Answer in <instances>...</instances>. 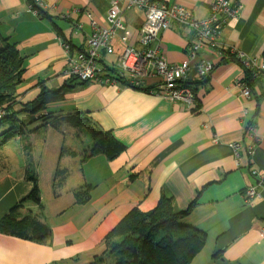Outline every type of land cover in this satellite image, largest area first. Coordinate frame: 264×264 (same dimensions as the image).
Returning <instances> with one entry per match:
<instances>
[{
  "label": "crops",
  "instance_id": "1",
  "mask_svg": "<svg viewBox=\"0 0 264 264\" xmlns=\"http://www.w3.org/2000/svg\"><path fill=\"white\" fill-rule=\"evenodd\" d=\"M48 1L53 5L47 12L52 19L36 15L29 0H0V38L17 43L24 57L17 109L38 98L43 87L59 89L70 77L60 30L77 49L91 33L92 20L108 25L111 0ZM160 1L183 4L195 17L205 18L212 0ZM239 1L243 4L240 16L229 20L222 40L249 56L262 57L264 0ZM75 7L90 8L93 18L86 14L61 16ZM72 19L80 21L82 30ZM122 21L125 29L112 39L114 53L101 56L103 64L116 70L126 45L139 46L145 12L126 10ZM123 35L127 41L122 40ZM160 38L170 63L187 59L193 40L191 29L174 25ZM243 77L244 69L238 63L217 64L209 81L201 84L198 102L191 108L164 99L153 90L95 82L78 85L62 99L48 103L44 109L52 113L51 122L85 112L100 127L110 130L126 150L112 160L98 154L82 161L68 149L59 164L69 162L57 166L53 179L61 184L68 178L76 185L55 195L48 215L46 208L41 211L29 205L50 226V238L36 243L0 232V264L91 263L108 253L106 236L131 210L149 212L158 206L163 194L173 198L178 210L196 201L191 213L180 221L206 232L207 242L190 264H264V189L260 188L259 196L249 203L242 195L246 186L256 182L251 168L264 169V97L260 96L264 79L256 82L247 98L235 85ZM157 81L148 78L144 86L154 87ZM34 125L32 136L39 132L37 127L52 124L37 121ZM236 142L254 145V153L245 149L238 158L234 154ZM20 172L14 175L8 171L0 177V219L33 187L27 170L21 168ZM84 184L93 186L91 199L85 204L75 203L73 190Z\"/></svg>",
  "mask_w": 264,
  "mask_h": 264
},
{
  "label": "trees",
  "instance_id": "2",
  "mask_svg": "<svg viewBox=\"0 0 264 264\" xmlns=\"http://www.w3.org/2000/svg\"><path fill=\"white\" fill-rule=\"evenodd\" d=\"M45 16L52 19L47 13L43 14V17ZM61 34L60 30L59 35L62 36ZM71 47L72 50L75 49L72 44ZM262 58L264 59V52ZM230 61L238 63L244 69L245 80L252 90L258 80L263 81L264 76L255 77L253 70L247 68L240 59L233 55L219 58L216 66L219 63ZM103 65L109 76L117 77L116 69ZM24 71V57L20 53L18 44L0 38V106L5 111V115L0 119V128L10 125L0 134L3 143L21 137L25 133L19 114L40 112L48 103L62 99L76 86L91 83L77 76H70L61 88L43 87L38 98L33 102L20 104V109H17L16 106L20 103L17 100V89L23 81ZM118 79L121 86H127L121 76ZM209 79L210 76L189 84L193 85L198 95L201 84L207 83ZM131 87L146 92L155 88V86L145 87L144 85ZM260 96L264 97V88ZM51 119L52 113L49 112L34 118V120L43 121V124L49 123ZM72 125L78 129H86L92 138L91 147L82 152V161L98 154H103L107 159L112 160L126 150V145L116 139L110 130L100 127L85 112H78L77 116L72 119ZM33 174L35 173L27 171V178L33 184L30 193L0 219V232L32 242L44 243L50 238L52 230L28 207V205H35L41 211L45 208L38 179ZM92 189L91 184L75 188L73 190L75 203H87L91 199ZM195 203L194 200L186 209L178 210L174 206L173 198L163 194L155 209L149 212H142L138 208L131 210L106 236L108 251L110 248L111 252L117 255V259L112 264H190L207 242L206 232L182 224L180 221L191 213ZM101 258L102 256L96 257L88 264H98Z\"/></svg>",
  "mask_w": 264,
  "mask_h": 264
},
{
  "label": "built area",
  "instance_id": "3",
  "mask_svg": "<svg viewBox=\"0 0 264 264\" xmlns=\"http://www.w3.org/2000/svg\"><path fill=\"white\" fill-rule=\"evenodd\" d=\"M29 7L38 16L53 10V5L48 0H29ZM132 8L145 10L146 14V20L140 29L139 46L126 45L118 58L117 77L109 76L101 62V56L104 52L114 53L112 39L120 30L125 29L122 15L125 10ZM242 9L243 4L239 0H212L209 15L197 18L187 7L181 8L180 4L170 5L160 0H111L107 12L108 25L92 20V31L81 47L72 50V43L60 36V43L67 57L66 74L84 81L120 86L118 77L121 76L130 87L145 85L148 78L158 79L153 92L188 108L194 107L198 102V95L189 83L211 76L219 58L236 56L247 68L253 70L255 77L264 76L262 57L249 56L234 46H226L222 40L224 27L229 20L237 19ZM74 14H86L93 18V11L88 7H75L72 12L61 16L72 18ZM72 22L77 29L82 30L83 25L79 20L72 19ZM174 25L193 31L188 57L181 63H170L160 45L161 33ZM122 40L127 41V36L123 35ZM205 52L213 56L209 57ZM235 85L242 96L249 98L252 95V88L245 77L238 79ZM4 115L5 111L0 107V119ZM245 149L250 154L255 150L252 144L245 146L242 142H236L235 156L240 158ZM250 174L256 182L246 186L242 193L248 203L259 196L260 188L264 189V169L251 168ZM262 238L264 239V228Z\"/></svg>",
  "mask_w": 264,
  "mask_h": 264
},
{
  "label": "rangeland",
  "instance_id": "4",
  "mask_svg": "<svg viewBox=\"0 0 264 264\" xmlns=\"http://www.w3.org/2000/svg\"><path fill=\"white\" fill-rule=\"evenodd\" d=\"M180 5L181 8L186 9L187 7L183 4ZM119 7L122 9L120 3ZM187 9L189 8L187 7ZM143 11L145 12V10ZM46 111L48 110L44 109L40 112L19 114L25 130V133L21 136L23 138L22 140L18 141L17 139L20 138L18 137L3 143V139H0V177L8 171L14 175H18L21 173V168H24L25 172L26 170H30L32 173H35L36 175H33L37 177L41 194L44 197L45 214L48 215L51 204L55 202V195L65 193L68 186L76 185L77 183L67 178L61 184H58L59 181L53 179V177H56L55 169L57 166H62L65 162H69L64 160L59 164L60 157L65 153L68 155V149H72L76 156L82 157V152L91 147L92 138L86 129H78L72 125L71 116L69 118L64 117L58 119L56 122H51L50 120L49 123L52 125H41L37 127L35 130L38 129L39 132L32 136L30 130L35 128L36 125L34 123H37V121L41 124L43 123V121L34 120V118L42 115ZM9 126L1 127L0 134ZM23 141L27 144L26 148L22 143ZM67 165L70 167L69 164ZM67 198L65 197L64 200ZM33 212L37 213L36 211ZM116 257L117 255L112 253L109 248L108 253L100 259L101 261L98 264H112L117 259Z\"/></svg>",
  "mask_w": 264,
  "mask_h": 264
}]
</instances>
